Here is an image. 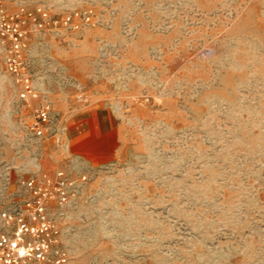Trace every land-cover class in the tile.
I'll return each mask as SVG.
<instances>
[{
  "label": "rangeland",
  "instance_id": "1",
  "mask_svg": "<svg viewBox=\"0 0 264 264\" xmlns=\"http://www.w3.org/2000/svg\"><path fill=\"white\" fill-rule=\"evenodd\" d=\"M1 5L38 96L0 40V229L45 163L76 186L47 206L63 264H264V0ZM43 100L59 145L25 127Z\"/></svg>",
  "mask_w": 264,
  "mask_h": 264
},
{
  "label": "built area",
  "instance_id": "2",
  "mask_svg": "<svg viewBox=\"0 0 264 264\" xmlns=\"http://www.w3.org/2000/svg\"><path fill=\"white\" fill-rule=\"evenodd\" d=\"M23 11L11 15L0 6V40L4 45L6 71L20 86L19 99L28 103L31 98L38 96V92L25 57L26 32L19 21ZM37 11L46 17V12L41 8ZM55 117L50 102L43 100L33 110L32 120L26 122L25 127L37 138L47 135L54 137L59 145L62 143V129L57 126ZM23 185L28 192L27 198L1 215L6 229H0V264H26L30 260L37 264H63L64 253L58 250L50 258L49 249L55 241L57 229L47 214V206L50 201L67 203L76 189L74 181L69 180L63 170H59L52 180L35 175L23 181ZM11 225L13 227L9 231Z\"/></svg>",
  "mask_w": 264,
  "mask_h": 264
},
{
  "label": "crops",
  "instance_id": "3",
  "mask_svg": "<svg viewBox=\"0 0 264 264\" xmlns=\"http://www.w3.org/2000/svg\"><path fill=\"white\" fill-rule=\"evenodd\" d=\"M106 134H107V136H109L108 132ZM81 152H82V156H84L86 158V155L84 154L85 153L84 149ZM39 168H40V174H39L40 177H43V178L51 177L52 170H48L47 165L45 163H41Z\"/></svg>",
  "mask_w": 264,
  "mask_h": 264
}]
</instances>
